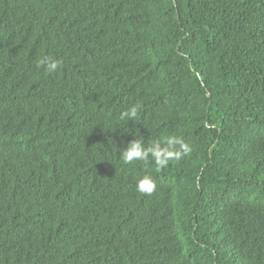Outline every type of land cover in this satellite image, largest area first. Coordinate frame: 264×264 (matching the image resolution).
Returning <instances> with one entry per match:
<instances>
[{
	"label": "trees",
	"instance_id": "16d2710c",
	"mask_svg": "<svg viewBox=\"0 0 264 264\" xmlns=\"http://www.w3.org/2000/svg\"><path fill=\"white\" fill-rule=\"evenodd\" d=\"M0 264H264V0H0Z\"/></svg>",
	"mask_w": 264,
	"mask_h": 264
},
{
	"label": "clouds",
	"instance_id": "9594fccd",
	"mask_svg": "<svg viewBox=\"0 0 264 264\" xmlns=\"http://www.w3.org/2000/svg\"><path fill=\"white\" fill-rule=\"evenodd\" d=\"M60 64L61 61L47 56L37 61V65L43 67L48 73L55 72ZM139 110L140 105L137 104L122 113L121 119L132 120L137 117ZM131 135L134 139L119 154L124 164H130L134 161L144 162L145 164L152 162L156 166V169L160 170L167 166L170 161L180 160L192 151L189 143L175 135L153 139L147 144L138 131H133ZM155 187L156 185L152 176L147 174L138 178L135 183V190L140 194H151Z\"/></svg>",
	"mask_w": 264,
	"mask_h": 264
}]
</instances>
